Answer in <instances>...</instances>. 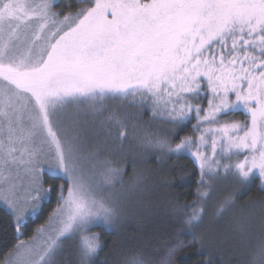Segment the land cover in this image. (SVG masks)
<instances>
[{"label":"snow or ice","instance_id":"obj_1","mask_svg":"<svg viewBox=\"0 0 264 264\" xmlns=\"http://www.w3.org/2000/svg\"><path fill=\"white\" fill-rule=\"evenodd\" d=\"M77 2L79 10L65 14L55 11V0H0V205L17 233L55 190L45 189L43 176L64 181L57 209L32 242L17 237L13 264H55L76 239L75 264H96L100 238L84 233L119 215L115 188L124 174L105 164L85 177L78 125L68 113L86 107L103 115L96 101L150 98L175 127L194 112L199 137L174 149L166 139L147 146L191 151L202 185L205 176L217 180L220 169L241 187L264 184V0ZM202 91L211 93L203 97L207 109L198 103ZM237 111L250 125L221 122ZM232 205L226 197L216 214ZM192 207L185 223L198 230L204 210ZM179 247L158 264H171ZM120 264L155 262L127 253ZM246 264H264V224Z\"/></svg>","mask_w":264,"mask_h":264},{"label":"trees","instance_id":"obj_2","mask_svg":"<svg viewBox=\"0 0 264 264\" xmlns=\"http://www.w3.org/2000/svg\"><path fill=\"white\" fill-rule=\"evenodd\" d=\"M56 5L55 9L63 10H69V6L70 10L82 6L77 0H58ZM127 106L129 112L125 119L128 123L124 121L123 125L129 134L132 132L129 127L134 125L137 128L133 129L134 134L139 138L147 136L143 134L147 131L148 138L166 139L171 146L185 137H196L194 118L175 127L174 124L159 120L150 106V109L141 108L135 101L128 102ZM132 117L138 120H131ZM227 117L233 120L240 119L241 115L237 112ZM140 127L143 129L142 135ZM120 165L124 173L122 180L129 184L128 190H134L126 191L130 200L124 204L123 213L117 216L118 220L111 228L98 225L90 229L91 235L98 236L103 246L96 257V264H120L122 256L127 253L144 254L158 264L166 251L178 244L183 247L174 253L171 264H246V257L261 232L250 241L246 240L244 246L236 251L232 241L218 240L217 234L227 227L232 228V224L226 222L232 218L231 214H234L233 210L237 207L243 210L255 207L260 215L261 228L264 224V186L259 179L247 187H241L233 183L230 177L226 178V174L222 176L220 171L217 180L202 185L199 169L185 154L163 157L147 151L140 157L137 155L126 159ZM43 179L45 188L55 190L49 194L37 215L21 227L19 233L16 232L11 215L0 206V264L19 240L27 241L34 236L57 203L59 189L64 181L51 176H44ZM220 185L224 186L221 190ZM201 192H207L208 195L202 196ZM229 196L233 205L219 217L217 209ZM193 205L204 210L201 213L203 223L198 230L191 229L185 223V218L192 215ZM211 228L214 229L212 233L209 232ZM193 236L195 243L192 242ZM70 244H67L55 264H75V249Z\"/></svg>","mask_w":264,"mask_h":264},{"label":"rangeland","instance_id":"obj_3","mask_svg":"<svg viewBox=\"0 0 264 264\" xmlns=\"http://www.w3.org/2000/svg\"><path fill=\"white\" fill-rule=\"evenodd\" d=\"M57 3H58V0H55V4ZM69 10H63V8L55 9V11L63 12V13L65 12L68 13ZM78 10H79L78 7H76L75 10H70V11L72 14H75V12H77ZM61 19H63L62 16H61ZM200 95L202 98L198 101V103L200 107L207 109L208 100L203 97L210 96L211 93L210 92L205 93L202 91ZM134 101L141 108L146 107L147 109H150L149 108L150 106L152 113L155 114L159 120L173 124V122L170 121L169 117L164 113L163 109L157 110L154 108L152 100L150 98L145 99L143 101H141L139 97L135 99L132 97H128V98L121 97L119 99H113L109 101H96L97 105H104L105 110L103 112V115H100L99 113H95L86 107H81L79 109H74V110L69 111L68 115L71 118H73L78 125L80 142L83 145V149H84V152H83L84 158H83L82 164H83V168L85 172V177L87 178L89 176H92L97 169H99L102 165H105V164L109 167L117 168L123 171V168H121V165H120L122 162L124 163L126 159L128 158L131 159L133 158V156L137 157V155H139L140 157L142 154L148 151L155 155H161L163 157L164 156L166 157V155L170 156V155H182V154L189 156L193 160V162L196 164L197 168L199 169V174H200V179H201V171H200L199 162L196 161L191 151H181L177 153L175 151H168L167 149L162 151L157 148L149 147L147 146V141L153 140V138H150V137L148 138L147 131H146V134L143 133L144 135H147V136H143L142 135L143 129L141 127L139 128V131H140V135L142 136H140L139 138L137 134H134V130L137 129L136 126L134 125H131V127H129V129L132 131V132L130 131L131 133L129 134L127 127H125L123 124H124V121L127 122L125 119L127 113L129 112V108H128L129 106H127V104L128 102L133 103ZM193 103L195 104L197 103V101H193ZM237 112L241 115L240 119L232 120V117L226 116V117H221V122H223L224 120H228L229 122H248L250 125V119L248 115L243 111H237ZM192 118L195 119V126H196L198 121L195 118L194 112L191 113L190 116L181 123L189 121ZM130 119L138 120L137 117H132ZM195 126H194V130L196 132L195 138H197L200 135V131H197ZM213 127H216V125H213ZM121 131L125 133V137L123 139L119 137V132ZM175 146L176 145L174 146L172 145L171 147L174 149ZM192 151H195V149H192ZM217 151L219 152V147L217 148ZM206 154L210 155V152ZM235 159L236 157L233 156L232 162H235ZM240 159H243V153L240 154ZM223 162H227V157L224 158ZM93 165L96 166V169L93 168ZM45 167H47V165H45ZM219 171H221L222 176L225 175L223 169H220ZM44 176L55 177L49 174H45ZM118 179H122V178H118ZM208 182L209 180L207 179V176H205L203 184L205 185ZM127 184L128 183L126 182V180H122V183L117 184L115 188V193L120 196L119 203L116 205L120 209L119 215L123 213L124 211L123 209L124 204L130 200L129 197L126 195V191L134 190V189L128 190L130 186L129 184L128 185ZM223 187L224 186L220 185L219 190H221ZM59 195H60V192L57 196V201H58ZM105 195L108 196L109 194L105 193ZM47 199L45 201H47ZM0 206L4 208L2 205ZM41 207L42 205L38 206V212ZM57 207H58V203L55 204L53 210L57 209ZM53 210L51 211L50 215L53 213ZM233 211H234V214H231L232 218L226 222V223H231L232 228L227 227L225 228V230H220V231L217 230L216 232L219 231L217 234L219 235L218 240H222L223 242L226 240L225 242H228L227 240L229 239L230 241H232V243L234 244L233 249L236 251V249H240V247L244 246L246 240L250 241L249 239L259 234L261 232V228H260V222H259L260 215L257 213L255 207H252L250 210H243L242 208L237 207ZM48 218L45 224H47ZM12 219H13V224L15 225V220L13 217ZM117 220L118 218L116 217L113 220H111L108 223V225H104V224H101V225L106 228H111ZM233 227L235 231H233ZM209 230L208 231L210 233L214 231V229L212 228ZM214 233L215 232H213V234ZM36 234H37V230L35 231L34 236ZM84 234L92 236L90 230ZM231 236H233L234 238ZM33 237L24 242L31 243ZM68 243H71L70 245L75 249L76 245L79 243V240L76 239V240L67 241L63 246L64 250L67 248ZM70 245L69 247L71 248ZM60 255L56 257V262L58 261ZM14 258H15V248H13L5 256L1 264H13Z\"/></svg>","mask_w":264,"mask_h":264}]
</instances>
